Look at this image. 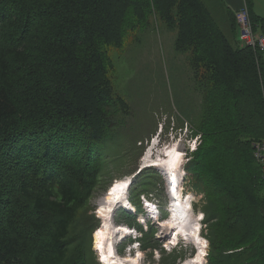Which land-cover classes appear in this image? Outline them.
Segmentation results:
<instances>
[{
    "label": "trees",
    "instance_id": "obj_1",
    "mask_svg": "<svg viewBox=\"0 0 264 264\" xmlns=\"http://www.w3.org/2000/svg\"><path fill=\"white\" fill-rule=\"evenodd\" d=\"M154 23L177 32L191 68L186 116L175 117L202 141L184 172L204 196L208 264H264V174L254 153L264 140V54L240 47L235 14L223 19L204 0H0V264H98L90 201L131 149L130 104L115 91L107 48ZM140 175L129 197L137 215L139 195L165 181L152 168ZM149 228L144 250L159 247Z\"/></svg>",
    "mask_w": 264,
    "mask_h": 264
},
{
    "label": "rangeland",
    "instance_id": "obj_2",
    "mask_svg": "<svg viewBox=\"0 0 264 264\" xmlns=\"http://www.w3.org/2000/svg\"><path fill=\"white\" fill-rule=\"evenodd\" d=\"M132 17L133 15H130L128 19H133ZM140 32L139 28H128L125 31L123 44L120 48L114 46L107 48L113 64V73L111 74L113 75L115 91L130 104V113L123 118V125H125L124 132L130 135L131 149H128V152H126L127 150L124 151V154L125 152L127 153L125 159L120 157V159L117 160L119 161V169H117L115 163H110L112 177L109 176V183L107 181H102L101 186L96 190L94 197L90 201L89 207L91 206V208L94 209L91 213H95L96 217L100 219L98 229L103 225L100 208L103 202H105L104 199L107 196L106 194L109 193L107 192L109 187L113 183L115 184L117 180L130 177L132 184H134V182L138 180V176L140 178L142 171L147 168L151 169V167H145V165L153 163L147 162L146 156H150L149 158L151 160H164L167 159L169 151L172 150V148H177V150L183 154V162L179 170L182 176L183 168L187 170L188 161L202 142L199 140V136H197V138L195 137V140L190 141V125L188 127L187 122L179 121L175 117V115H178L180 118L186 116L185 112L188 105L183 99L185 96V86L182 84L187 81V70H191L188 64V55L178 54L175 49L177 32L168 30L163 23H154L153 27L144 34ZM139 36L142 37L141 43L136 42ZM185 60L187 61L185 62ZM169 124H171V126L167 129V125L169 126ZM118 146H120V143H114L110 146L112 150H108L110 161H113V152H116V149L120 148H118ZM148 148L151 149L154 156H151ZM160 169L166 173V170L162 167H152L153 171L160 172ZM127 172L130 174L124 176V173ZM29 176L32 178L34 175L29 174ZM181 176L180 184L182 186ZM39 177L37 178L38 181ZM165 181L164 186H159V190L152 194L139 195L144 211L141 214H132L133 217L130 216V218H128L124 214V212H126L124 205L121 206L120 203V207H115L116 212L114 211L115 209L111 211L113 224H126L130 226V223L135 221V224L131 225V228L136 230V232L126 237L123 242H120L116 246L119 256L127 257L130 255L134 258L141 253V260L139 257L140 264H165L166 261L173 262L176 260L177 264H183V262L190 261L197 255L198 247L192 241H187V239H180L178 242L180 244L173 246L171 249L168 246L171 244L169 240V234L171 235V233L167 234L165 237V230L160 223V221H166L171 217V211H169L171 210L169 205L171 196H169L167 183ZM191 181V175L186 172L184 181L185 187L182 191L184 196L185 194H191L193 196L191 199L192 211L198 223H202H199L200 227L202 226L200 237L207 241L204 237L207 225L203 223L205 217L202 219L203 215L201 214L203 213L200 209L203 204L202 201L204 196L194 190ZM10 190L12 189L9 187V191ZM146 199L154 202L160 220H157L158 216L154 215L157 220L155 221L152 210L144 204ZM122 210L124 212H122ZM129 213L130 212L127 214ZM165 213H168L166 219L164 218ZM129 215H131V213ZM141 216L146 218V224H143L144 221L140 218ZM132 218H134V220ZM119 221H124V223L120 224ZM151 225L157 229L155 239L156 241L158 240L159 247L148 250H144L142 246L137 247L136 244L139 243V239L143 236L142 232L149 231ZM188 226L192 225L188 223ZM95 233L93 235V249L96 252L97 263L105 264L100 257V253L96 250ZM208 252L209 242L207 241L204 264H208L209 262Z\"/></svg>",
    "mask_w": 264,
    "mask_h": 264
},
{
    "label": "bare ground",
    "instance_id": "obj_3",
    "mask_svg": "<svg viewBox=\"0 0 264 264\" xmlns=\"http://www.w3.org/2000/svg\"><path fill=\"white\" fill-rule=\"evenodd\" d=\"M181 152L177 150V148H172L169 151L167 159L164 160H151L149 157L146 156L147 162H153L149 165H145V167H155L159 166L166 170L164 173L162 172L169 182V196H171V200L169 202L171 211V217L168 220L160 221L162 224L163 229L165 230V237L169 234V240L171 244L168 246L170 249L173 246L178 245L180 239H187V241H192L198 247V253L195 257L192 258L190 261H185L183 264H204L205 263V255H206V244L207 241L203 239L200 234V224L198 220L194 217L192 207H191V199L192 195L188 194L184 196L182 191V186L180 184V168L183 162ZM147 164V163H146ZM183 171V170H182ZM183 172L182 176L183 177ZM131 178L128 177L126 179L117 180L115 184L111 185L108 189L103 204L100 208L101 218L103 219V225L96 231L95 233V245L100 253V257L105 264H140L139 261L141 260L142 254L139 253L137 257L125 256L121 257L117 254L116 246L123 242L126 237L131 236L133 232L135 233L136 230H133L131 226L128 225H115L111 219V211L116 212L115 207H120L119 203L124 205L125 209L129 211H137L135 206L131 203L129 194H130V183ZM172 188V191H171ZM187 196V197H186ZM171 203V204H170ZM147 206L150 210H152V214L157 215L158 219V211L155 209V205L151 203H147ZM170 216V215H169ZM144 224H146V218L143 216L140 217ZM155 219V216L153 217ZM155 219V221H157ZM188 223L192 226H188ZM173 242V243H172ZM140 257V260H139ZM188 260V259H187Z\"/></svg>",
    "mask_w": 264,
    "mask_h": 264
},
{
    "label": "built area",
    "instance_id": "obj_4",
    "mask_svg": "<svg viewBox=\"0 0 264 264\" xmlns=\"http://www.w3.org/2000/svg\"><path fill=\"white\" fill-rule=\"evenodd\" d=\"M249 12V7L245 6L234 13L238 26V44L242 48H252L262 54L264 53V33L256 31L258 26L253 24ZM254 149L255 158L260 163L264 174V140L255 142Z\"/></svg>",
    "mask_w": 264,
    "mask_h": 264
},
{
    "label": "crops",
    "instance_id": "obj_5",
    "mask_svg": "<svg viewBox=\"0 0 264 264\" xmlns=\"http://www.w3.org/2000/svg\"><path fill=\"white\" fill-rule=\"evenodd\" d=\"M210 6V8L220 13V17L226 16L229 12L235 13L237 10L248 6L251 3V12L256 19L264 22V0H204ZM262 25V24H261ZM262 27L260 26L259 31ZM238 41V39H237ZM264 54V53H263Z\"/></svg>",
    "mask_w": 264,
    "mask_h": 264
},
{
    "label": "water",
    "instance_id": "obj_6",
    "mask_svg": "<svg viewBox=\"0 0 264 264\" xmlns=\"http://www.w3.org/2000/svg\"><path fill=\"white\" fill-rule=\"evenodd\" d=\"M131 183H132V181H131ZM131 183H130V186H129L130 188H131ZM129 191H130V189H129ZM129 197H130V194H129ZM131 203H132V202H131ZM132 204H133V203H132ZM133 205H134V204H133ZM134 206H135V205H134ZM135 208H136V207H135ZM136 210H137V209H136ZM125 211H126V212H132V213H135V214L137 213L136 211H135V212H133V211H131V210L129 211V209H128V210H125ZM96 250H97V249H96Z\"/></svg>",
    "mask_w": 264,
    "mask_h": 264
}]
</instances>
